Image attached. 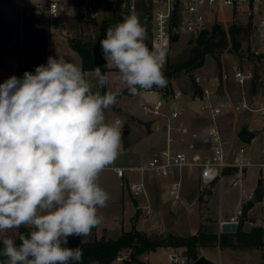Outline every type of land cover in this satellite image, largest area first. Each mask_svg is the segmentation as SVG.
I'll return each mask as SVG.
<instances>
[{
	"label": "clouds",
	"instance_id": "obj_1",
	"mask_svg": "<svg viewBox=\"0 0 264 264\" xmlns=\"http://www.w3.org/2000/svg\"><path fill=\"white\" fill-rule=\"evenodd\" d=\"M147 29L136 13L107 29L99 43L106 62L132 96L167 86V49L145 41ZM95 83L63 56L13 75L0 84V264H80L83 252L67 247L70 237L86 238L99 226L110 194L98 183L122 147L119 121L105 110L122 89L103 92L109 76L99 67ZM94 89H96L94 91Z\"/></svg>",
	"mask_w": 264,
	"mask_h": 264
},
{
	"label": "rangeland",
	"instance_id": "obj_2",
	"mask_svg": "<svg viewBox=\"0 0 264 264\" xmlns=\"http://www.w3.org/2000/svg\"><path fill=\"white\" fill-rule=\"evenodd\" d=\"M140 18L143 24H148V20L144 16ZM102 23V20L94 21L88 19L84 21L83 30L91 33L85 36L93 35L91 37L95 40L94 31L100 28ZM210 23V28L217 23L228 31L233 23L247 27L250 19H248L246 9H242L236 13H232L230 9H227L215 15V19L211 20ZM55 34L57 33L55 32ZM255 36L251 30L250 33L244 31L239 35L242 39V51L245 52V56L251 55L253 46H256V48L259 46L258 39L256 40ZM252 38L254 39L252 40ZM195 41L196 36L180 29L179 39L175 41L172 39L169 44L163 70L167 67V64L173 67L186 61L192 55L191 49L196 44ZM231 48L232 44L229 40V45L224 48L222 53H218L217 55L222 63L223 71H230L238 67L240 56ZM217 56L206 55L202 66L181 70L178 76L172 80V87L175 90L174 96L177 93H181L182 95L191 94L194 90V83H197L203 89L207 87L219 89L220 94L235 101L237 98V85L227 83L226 87L223 86L224 83L219 76ZM8 69H10L9 64ZM102 73L109 76L110 83L105 88L99 89L101 94L109 90V88L113 90L116 87H120L122 90L126 88L120 84L118 71L111 64L106 65ZM85 76L95 83L94 72L86 73ZM159 91H146L139 96L125 94L117 98V103L114 106L105 110L106 122L113 123L119 121V126L122 130L125 128L130 129L128 138H125L122 134V147L116 160L118 165L134 166L145 164L165 142L166 136L164 131H159L155 128L154 132H148L149 123L152 122V115L144 112L142 109L144 103H153L162 98ZM192 96L198 100L196 95H194V91ZM168 109L169 105L166 106V110ZM217 121L224 135L229 140L231 152L240 146H244L248 152L250 149L258 151L260 147H264V120L262 118L246 111H240L222 115ZM187 124L190 125V122L187 121ZM207 124L209 123L206 120L194 119V132L200 133L202 130H205ZM244 125L258 128L259 132L256 141L245 143L237 139L236 134ZM203 127L205 129H202ZM192 142V140L187 142L186 147L199 144L200 140ZM254 159L257 161L263 160L264 154L255 155ZM234 171H232V174H222L213 184L206 187H203L198 180L197 169H194L191 173L183 171L182 199L173 201L168 198L171 202L169 205L164 203L160 196L166 195L168 197L167 183L172 184L178 179L175 169L172 170L168 178H163L158 174L155 175L154 172L150 171L142 175L141 172L135 170L127 171L126 176L119 178L113 170L106 169L100 174L98 183L110 194V200L105 208L98 210V214L103 217V221L97 226L95 234L100 237V233L104 232L109 238H117L123 229H130L131 226L136 225L138 222L141 224L140 229L145 231L151 238L167 237L170 234L189 236L199 231L207 234H221L222 223L224 221H231L234 217L245 231H250L252 227L259 225L264 228V211L262 212V208L254 203L249 207L247 213L244 214L243 206L245 203L241 202L245 193L256 186L258 176L260 173L262 174V171H259L255 166L249 167L244 172L243 183L239 185L233 184L236 174ZM143 177L147 189L146 193L142 188L133 190L129 187L128 182L133 181L138 183L143 180ZM116 196L122 197V199L118 202L113 201ZM184 196L187 197V200L183 204H180L179 202L183 200ZM150 203H152L153 207L152 212L154 208L162 211V213L161 211L160 213L155 211V213L158 212L159 217H152L154 213L146 212L145 204ZM124 219L126 221L125 224H123ZM181 222H183L182 229H179L176 226ZM189 223L191 224L189 225ZM18 235L19 229L9 230L0 233V240L4 236H11L16 240ZM75 238L74 236L69 239ZM174 249L178 255L186 258L185 264H192V260L186 257V248L178 247ZM198 254L199 256L206 255L217 264H264V243L260 247L225 248L218 242H213L211 246L199 247ZM148 257L152 264H165L167 259V255L163 252H157ZM113 264L118 263L114 261Z\"/></svg>",
	"mask_w": 264,
	"mask_h": 264
},
{
	"label": "built area",
	"instance_id": "obj_3",
	"mask_svg": "<svg viewBox=\"0 0 264 264\" xmlns=\"http://www.w3.org/2000/svg\"><path fill=\"white\" fill-rule=\"evenodd\" d=\"M61 1L41 0L35 2L33 5L34 12L39 15L48 14L52 26L60 15ZM68 1L79 4L84 16L94 21H104L120 15L124 17L133 12L139 17L144 16L148 20V24L144 25L150 35L151 47L160 45L167 50L172 41L174 29L179 31V35L180 29H182L193 36H198L203 30L209 28L211 20L215 19V15L227 9H230L232 13L246 9L248 19L252 24L251 31L256 35L259 46L257 48L253 46L251 55L240 59L237 68L223 71V86L226 87L227 83L237 85L235 101L220 94L219 89H213L214 87L204 88L202 95H196L200 103V112L205 113L210 118L206 129L200 133L192 132L181 120L183 111L180 108L172 106L170 111L166 110L165 93L162 98L153 103H144L142 105L143 111L151 114L153 118H158L157 129L165 132L166 146L154 152L152 158L145 164L121 166L115 161L114 165L108 169L114 170L121 178L126 176L127 171L130 170L139 171L142 175L150 171L154 172L155 175L168 178L172 170L175 169L178 179L172 184L169 183L167 191L168 198L178 201L182 199L183 171L191 173L197 169L200 182L203 187H206L213 184L222 174H227L224 170L230 168L236 173L233 184L239 185L243 183L244 172L249 167L255 166L259 171H262V174H259L256 186L245 193L241 202L247 203L256 197V203L260 204L264 211V159L260 161L254 159L255 155L264 154V147H260L258 151L250 149L248 152L244 146H240L231 152L229 140L217 123L220 116L240 111L249 112L264 120V0ZM82 34L85 36L88 32L85 31ZM109 64L107 62L106 65ZM121 131L123 134L122 129ZM188 135L191 137L190 140L186 138ZM236 137L239 139L237 134ZM191 140L192 143L201 140L204 146L186 147L187 142ZM128 183L133 190L142 188L145 193L147 191L144 177L141 182L131 181ZM259 184L262 190L258 197L256 192L260 188ZM145 210L147 213H152V204H145ZM232 221H236V218H232ZM172 261L173 264H185L186 258L176 252L173 254Z\"/></svg>",
	"mask_w": 264,
	"mask_h": 264
},
{
	"label": "trees",
	"instance_id": "obj_4",
	"mask_svg": "<svg viewBox=\"0 0 264 264\" xmlns=\"http://www.w3.org/2000/svg\"><path fill=\"white\" fill-rule=\"evenodd\" d=\"M122 19V15L105 19L100 28L104 27L106 33L108 28L114 26L118 22H121ZM251 28V23H249L247 27H243L237 25V23H233L230 26L229 30L226 31L221 25L216 23L212 28L209 27L203 30L198 36H196V44L191 49L192 55L186 61L176 66L172 67L168 66L167 64V67L163 70L164 75L166 76L168 81L167 86L164 88H156L154 86L151 90H162L165 93L166 98L173 97L175 95V90L172 87L173 78L177 77L179 72L185 68L190 69L202 66L204 64L206 55L217 56L218 53H222L224 48L229 45V40L232 44L231 49L238 53L240 59H243L245 57V52L242 51V39L239 37V35L244 31L250 33ZM147 34L149 37V33ZM93 42V37H73L69 39L71 47L81 55L83 68L85 70H95L96 67H99L100 70L103 71L105 70L106 65L95 66L93 64V57L91 52V46ZM145 43L147 44L149 49H152L149 38H147ZM18 55L20 59L18 74L19 78H22L24 74V66L19 52ZM216 58L219 66V76L221 77V81H223L222 63L220 62V58L218 56ZM224 90L226 91V89ZM125 94L130 95L127 88L123 89L118 97L120 98ZM202 94L203 88L199 84L194 83V95ZM153 121L158 122V118H153ZM148 129L150 131V125ZM224 171L225 173H230L231 169L227 168ZM259 187L260 188L256 192V195L258 197L261 195L262 190L260 184ZM253 204V200L245 203V205L243 206L244 214L247 213L249 207ZM96 228L97 227L93 228L91 234L86 238L76 237L75 239L68 240L67 247H79L82 249L83 256L80 264H111L115 259L118 258V256H120V253L124 249L132 250L130 255L131 260L138 263H143V261L138 258V255L146 251H155L160 247H184L186 248V257L194 261L199 257V247L211 246L213 242H218L222 247L225 248L260 247L264 243V228L262 226H255L252 227L250 231H245L240 223L238 224L236 232L232 233L222 232L221 234H207L203 231H199L198 233L189 236L170 234L167 237L159 238H151L148 234L145 233V231L139 229L136 225H133L130 230H123L121 235L115 239L109 238L105 234L98 237L97 234H95ZM28 232L29 229L24 226H21L19 228V235H27ZM16 243H20L18 237L16 239ZM3 247L4 246L2 240H0V252H2ZM3 259L4 257L0 256V261H2ZM126 264H130V262L127 261Z\"/></svg>",
	"mask_w": 264,
	"mask_h": 264
},
{
	"label": "crops",
	"instance_id": "obj_5",
	"mask_svg": "<svg viewBox=\"0 0 264 264\" xmlns=\"http://www.w3.org/2000/svg\"><path fill=\"white\" fill-rule=\"evenodd\" d=\"M38 1L41 0H0V84H2L5 80L13 75L19 78L18 71L20 59L18 52L20 53V58L24 66V73L26 71L34 73L37 66L45 64L49 56L55 55L63 56L69 62L80 66L84 74L91 71L94 72V70H85L83 68L81 55L76 50H74L69 43V39L73 37L86 38V36L82 34L83 32H85L83 30V22L88 19L84 16L81 6L68 0H62L60 15L55 20V26H51L48 14L39 15L34 12L33 5ZM53 26L54 28L52 29ZM55 32L57 34H55ZM88 34L91 33L89 32ZM91 36L93 35H89L87 38H91ZM8 64L10 65V69H8ZM149 91L152 92L153 90ZM193 91L191 92V94L182 95L181 93H177L176 96L166 98L167 105H169V109L167 111H170L172 106L180 108L183 111L181 120L190 128L192 132H194V119L196 120V118H199L200 120H206L208 123L210 122V118L205 113L200 112V103L197 102L199 100H196L192 96ZM159 92L162 96H164V92L162 90H160ZM151 121L150 131H148L150 133L154 132L153 130L157 128L158 125L157 121H153V117L151 118ZM187 121L190 122V125L187 124ZM204 127L202 129H205L207 126L205 128ZM176 135H179V133H176ZM256 137L252 141H256ZM186 138L187 140L191 139L189 135L186 136ZM166 144L167 137L161 148L165 147ZM202 145L204 144L200 140V143L196 144L195 147L198 148ZM198 180L200 181L199 174ZM167 187H169V183H167ZM160 198L164 203L169 205L171 204L166 195L160 196ZM121 199L122 197L120 198L116 196L113 201L118 202ZM186 200L187 197L184 196L183 200L179 203L183 204L184 202H186ZM254 203H256V201H254ZM258 206L260 205L258 204ZM260 208L262 207L260 206ZM155 211H158L160 213L161 210L159 211L154 208V211L152 212V214H154L152 217H157L159 215L158 212L155 213ZM123 221V224H125V219ZM182 224L183 222L179 223L176 227L182 229ZM190 224L191 223H189V225ZM136 226L139 229L141 228V224L139 222L136 224ZM121 233L119 234V236L121 235ZM104 234L106 235V233L104 232L100 233V236ZM131 251V249H124L120 253V256H118V258L114 261L118 264H126L127 261L130 262V264H152L148 256L157 252H163L165 255H167L165 264H173L172 257L174 252L176 253V250L172 247H160L155 251H146L138 255V258L143 261V263H138L131 260ZM113 262L111 264H113Z\"/></svg>",
	"mask_w": 264,
	"mask_h": 264
},
{
	"label": "water",
	"instance_id": "obj_6",
	"mask_svg": "<svg viewBox=\"0 0 264 264\" xmlns=\"http://www.w3.org/2000/svg\"><path fill=\"white\" fill-rule=\"evenodd\" d=\"M105 34V28L101 27L98 28L94 31L95 35V40L91 46V52H92V57H93V64L95 66H101V65H106L107 62L104 59L102 49L100 46V39L104 38ZM172 39L178 40L179 39V31L177 29H174ZM259 130L253 127H248L247 125L242 126L238 132L237 135L239 139L245 143H250L257 135H258ZM123 135L125 138H128L130 135V129L125 128L123 129ZM257 198L254 197L253 201H256ZM238 227V222L237 221H224L221 225V231L223 233H232L236 232ZM192 264H217L214 260L211 258L207 257L206 255H201L199 256L196 260L192 261Z\"/></svg>",
	"mask_w": 264,
	"mask_h": 264
}]
</instances>
